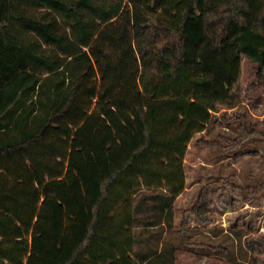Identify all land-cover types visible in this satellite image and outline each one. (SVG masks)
Returning <instances> with one entry per match:
<instances>
[{"label": "trees", "instance_id": "trees-1", "mask_svg": "<svg viewBox=\"0 0 264 264\" xmlns=\"http://www.w3.org/2000/svg\"><path fill=\"white\" fill-rule=\"evenodd\" d=\"M243 58L264 72V0H0V264H264L252 224L189 242L211 186L175 228Z\"/></svg>", "mask_w": 264, "mask_h": 264}, {"label": "rangeland", "instance_id": "rangeland-1", "mask_svg": "<svg viewBox=\"0 0 264 264\" xmlns=\"http://www.w3.org/2000/svg\"><path fill=\"white\" fill-rule=\"evenodd\" d=\"M240 85L238 105L213 115L207 131L194 137L185 159L186 176L194 188L176 203L177 227L201 190L211 186L209 211L200 217L189 214L190 233L199 234L189 241L195 244H207L215 232L219 243L237 225L252 224L256 235H264V72L246 58ZM208 261L194 250L179 253V264Z\"/></svg>", "mask_w": 264, "mask_h": 264}, {"label": "crops", "instance_id": "crops-1", "mask_svg": "<svg viewBox=\"0 0 264 264\" xmlns=\"http://www.w3.org/2000/svg\"><path fill=\"white\" fill-rule=\"evenodd\" d=\"M186 165V164H185ZM194 187H192V186H190L189 185V182H188V178H187V176H186V187H185V190L177 197V199H176V203L181 199V198H183L185 195H186V193H189L192 189H193ZM176 203H175V228H176V226H177V210H176ZM183 214V213H182Z\"/></svg>", "mask_w": 264, "mask_h": 264}]
</instances>
